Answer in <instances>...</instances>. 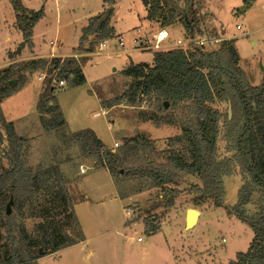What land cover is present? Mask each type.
Segmentation results:
<instances>
[{
  "label": "rangeland",
  "instance_id": "obj_1",
  "mask_svg": "<svg viewBox=\"0 0 264 264\" xmlns=\"http://www.w3.org/2000/svg\"><path fill=\"white\" fill-rule=\"evenodd\" d=\"M22 1L28 8H43L33 37L40 53H48L50 41H53L52 47L56 52L73 54L81 52L73 47L79 43L86 17L96 14L103 0ZM195 1L200 26L205 31L203 36H196L205 40L200 46L210 50L218 47L219 38H233L249 82L257 85L264 73V0H256L253 4L244 3L243 0ZM248 4V8L239 10L240 6ZM142 12L141 0H117L112 18L118 28L127 30ZM13 19L14 12L9 0H0V22ZM237 24L241 28H236ZM131 33L124 36L131 39ZM124 36V46L117 48L111 43L113 38L105 39L99 41L93 51L82 54L85 59L90 58L83 65L86 82L71 86L64 84L63 89H55L54 95L67 130L90 128L107 146L113 148L115 142L120 145L124 138L140 134L152 140L156 150L152 155L155 162L165 161L170 148L186 157L184 142L175 139L181 133L180 123L185 118L186 102L175 107L168 103L163 111L159 110V102L152 96L136 99L134 106L126 102L110 107L103 105V101L122 93L131 80L121 72L126 58L119 54L126 43H130L126 42ZM89 38L83 43L84 47L88 45ZM178 38L185 40L180 31L175 36V39ZM102 42H107V45L101 49ZM153 50L163 48L135 51L132 57L136 62L150 61ZM72 54L68 56H74ZM32 59L35 58L18 62L13 74L25 73L26 83L31 82V86L34 85L35 89L36 86L40 87L42 91L45 79L39 80L38 76L40 73L48 74V66L27 69ZM22 96L17 97V102L16 99L8 101L6 107L10 112L28 108L29 92ZM211 106L223 113L218 126L217 158H231L234 150L231 149L232 140L227 133L225 117H232L233 108L229 102H216ZM43 115L44 119L38 115L39 123L29 112L28 125L24 129L18 121L15 122L16 133L26 138L23 157L34 170L58 166L63 178L68 180L66 188L85 238L56 254L40 257L39 264H227L237 252L247 249L253 232L245 222L228 215L223 207L216 208L211 201L197 207L192 204L189 188L194 183H200L195 176L180 174L176 182L170 183L180 192L174 204L166 207L160 203L162 189H147L144 180L126 179L116 186L105 167H94L93 160L83 157L76 146L62 140L59 129L46 128L53 114ZM3 148L6 150L5 141L0 145V151ZM142 162L143 158L137 164ZM2 164L7 167L9 161L3 158ZM80 167L85 169L84 173L80 172ZM223 183L224 203L230 206L236 202L237 189L242 184L238 164H235L231 175L223 177ZM139 188L140 191L136 192ZM119 191L132 196L123 197ZM259 197L260 192L257 191L252 203L247 205L248 212L257 210ZM126 208L131 210L130 215L126 214ZM189 208L202 211L197 224L191 229L184 227V216ZM46 211H49L48 215L57 227L74 237L79 227L69 215V208L65 209L58 200L53 201L49 194L39 191L20 209H16L12 203L9 205L7 214L14 216L12 233L18 238L17 244H20L24 233L33 237L38 235L36 225L43 220L40 214ZM148 217L152 219V225H159V231L146 232L144 219ZM6 235V227L0 221V247L3 244H6L5 248L9 246Z\"/></svg>",
  "mask_w": 264,
  "mask_h": 264
},
{
  "label": "trees",
  "instance_id": "obj_2",
  "mask_svg": "<svg viewBox=\"0 0 264 264\" xmlns=\"http://www.w3.org/2000/svg\"><path fill=\"white\" fill-rule=\"evenodd\" d=\"M251 3L254 0H243ZM14 12L17 29L22 41L9 54L20 53L22 49L33 47L32 35L36 22L43 15V8H28L22 0H9ZM101 12L91 16L81 28L76 50L91 52L95 45L105 39L115 37L111 24L116 0H103ZM147 7L146 18L159 22L161 27L179 23L186 38L194 39L204 32L197 16L195 0H142ZM92 38H89V37ZM89 38L87 46L83 43ZM235 40L221 39L217 48L205 50L191 44L153 52L152 63L145 61L128 62L121 70L130 78L122 93L103 101L105 106L126 102L134 106L136 99L155 97L159 110H165L164 101L175 107L186 102L184 119L181 120V133L175 139L183 141L187 156L172 150L168 151L163 162H155L156 152L152 140L136 134L124 138L117 147L107 146L90 128L76 131L67 130V124L57 104L54 91L59 81L67 85H80L85 82L80 63L74 56L35 58L27 64V69L48 66L44 76V88L40 92L36 110L41 119L43 114H53L46 128L59 129L65 143L76 146L80 154L93 160L94 167H105L116 186L126 179L144 180L145 188H161L160 203L166 207L174 204L180 190L171 186L180 174L195 176L200 183L189 188L192 204L200 206L211 201L215 207H223L228 215H234L245 222L253 232L245 251H239L227 264H264V73L257 85H252L245 70L240 66V56L234 45ZM18 63L0 71V101L26 82L25 73L14 76ZM48 75V76H47ZM12 80L11 82H8ZM216 102H229L233 108L232 117H225L227 133L231 136V158H217V136L220 118L223 113L213 108ZM0 145L5 141L6 150L0 151V221L6 227L8 248L0 247V264H37V259L54 253L64 247L84 240V234L77 221L70 195L66 188L67 179L61 175L57 165L46 168L28 166L23 157L26 138L17 134L11 121H6L0 111ZM3 152L4 154L1 155ZM6 158L9 165L2 164ZM143 158V162H137ZM239 165L242 184L237 189L236 202L228 206L224 203L225 187L223 177L233 173ZM123 182V181H122ZM42 191L51 200H58L77 224L79 230L74 237L56 226L48 215L41 213L43 220L36 225L35 237L22 234L20 244L12 233L14 216L7 214V206L12 203L16 209ZM140 191V188L135 190ZM259 191L257 210L248 212L254 194ZM120 192V191H119ZM127 193H121L123 197ZM156 218V216H150ZM144 219L146 232L154 233L159 225H152V219Z\"/></svg>",
  "mask_w": 264,
  "mask_h": 264
},
{
  "label": "crops",
  "instance_id": "obj_3",
  "mask_svg": "<svg viewBox=\"0 0 264 264\" xmlns=\"http://www.w3.org/2000/svg\"><path fill=\"white\" fill-rule=\"evenodd\" d=\"M255 1L256 0L252 1L250 4H253V2H255ZM141 2H142V0H141ZM116 3H117V0H116ZM116 3L114 4V13H115ZM142 4H143V12L141 13V15H139V18L136 19L135 23L132 25L131 28H129L127 30L118 28L116 26V24H117L116 21H114L113 18L111 20V24L114 26V29H115V37L112 39L111 43L115 47L118 48V47L124 46V41L122 39L123 36L126 35V33L132 32L131 35H129V37H131V39H129L126 36H124L126 38V42L130 41V43H126L125 48L122 49L121 53L119 54V55H124L125 58H126V61L124 62L123 67L128 62H131V61L132 62H136V61H134V59L132 57L134 55L133 53L135 51H146V50L154 49L155 47L153 45H154V43L157 40L159 32H161L162 36H164L166 34V38H164L159 43V45L157 47V48L162 47L163 49L174 48L175 46H177V44H179L178 42H180V43L184 42L185 43V42L200 41V40L204 39L203 37L202 38L201 37H195L194 39L186 38L185 35H184V29L179 23H174V24H172L170 26H167V27H161L159 22L154 21V20H149V19L146 18L147 7L144 5L143 2H142ZM84 7H86V3L84 5ZM103 8H104V2L102 1L101 8H100V10L97 13L101 12L103 10ZM96 14H94V15H96ZM91 16H93V15H88L86 17V20L88 21V19ZM87 21H86V23H87ZM37 23H38V21L36 22V24L34 25V28H33L32 41H33V37H34V34H35L34 30H35V27H36ZM86 23H85V25H86ZM1 24L2 25L0 26V71L6 69L11 64H16V63H18L20 61H23L24 59H28V58H33V57L34 58H39V57L51 58V57H55V56L56 57H65V56H68V55L72 54V52L71 53L56 52L54 50L55 48L52 47L54 45L53 41L52 42L50 41V45L51 46H50V50H49L48 53H46V54L45 53H40L39 48L36 47V44L33 41V47L31 49L24 48V49H22V51L20 53H16V54H11L10 55L9 52H13L15 50L16 46L22 41V35H21V32L16 27L15 16H14V19L11 20L10 22H6V23L3 22ZM125 31H127V32H125ZM179 31L184 36V39H185L184 41H180L179 38L175 39V36L177 35V33ZM203 34H205V31L203 32ZM119 39H121L123 41L122 45H120L118 43ZM223 39H231V38H223ZM207 40H210V39H207ZM218 40H221V39L219 38ZM106 45H107V42H105L104 45L101 46V49L103 47H105ZM196 45H199V44H196ZM234 45H235V42H234ZM169 46H173V47L170 48ZM76 47L77 46L73 47V49L76 48ZM154 51L155 50H153V52ZM237 51H238V49H237ZM238 53H239V51H238ZM82 54H85V52H75L72 55H75V58L80 63V67H81V70H82V73L84 75L85 82H86L87 81V76H86L85 71L83 69V65L90 58H86L85 59V57H83ZM239 56H240V53H239ZM152 60H153V57H152ZM152 60L145 61V62L152 63ZM137 62H140V61H137ZM239 63H240V66H241V56H240V62ZM33 86H31V82L25 83L20 89H18L17 91L12 93L11 95H9L7 97H4L0 101V111H1L3 117H4V119L6 121H11L13 123V125H15V122L18 121V123L21 126H23V129H24L25 126L28 125V121H26V120L28 119L27 116L29 115V112H31L33 117H35V119H37L38 122H39V119H38L39 118L38 117L39 114H38V111L36 110V103H37V99H38V96H39L41 90H40V87L36 86V89H35V86L34 87ZM29 87H31V88H29ZM27 92H29V99H30L29 100L30 101V105L28 106V108L26 110H24V111L23 110L22 111H20V110L15 111L14 110V111L10 112L8 110V108L6 107L8 101H12V100L16 99V102H17L18 101L17 97L18 96L19 97L20 96L24 97L22 95H24V94L26 95ZM23 119H24V121H23ZM158 128H161V126L160 127L158 126ZM129 196H132V194H130ZM212 208H215V207H212ZM216 208H219V207H216ZM220 208H222V207H220ZM198 212H199V214L197 216V219H196L194 225L192 227H190L189 229L193 228L197 224V222L199 220V217H200V214L202 213V211L198 210ZM185 215H186V213H185ZM232 216H229V217H232ZM184 227L186 228L185 216H184ZM82 241H79V242H77L75 244H78V243H80ZM75 244H73V245H75ZM60 250H58V251H56L54 253H51V254H56V253L60 252ZM39 260H40V258L37 259V261H36L37 264H39Z\"/></svg>",
  "mask_w": 264,
  "mask_h": 264
},
{
  "label": "built area",
  "instance_id": "obj_4",
  "mask_svg": "<svg viewBox=\"0 0 264 264\" xmlns=\"http://www.w3.org/2000/svg\"><path fill=\"white\" fill-rule=\"evenodd\" d=\"M236 28L239 29V28H241V26H240L239 24H237V25H236ZM164 38H166V34H165L164 36H162V35H161V32H159V33H158L157 40H156V42L154 43L153 46H154L155 48H157L158 45H159V43H160ZM203 42H204L203 40H200V41H193V42H185V43H184V42H182V43L178 42L180 45L177 44V46H183V47H184L183 49H186V48L189 47L192 43H193V44H199V45H200V44H202ZM104 43H105V42H102V43H101V46H103ZM118 43H119L120 45H122V44H123V41H122L121 39H119V42H118ZM181 48H182V47H181ZM74 57H75V55H74ZM44 76H45L44 73H40V75L38 76V79H39V80H42V79L44 78ZM58 85H59V86H63V85H64V81H61V80H60L59 83H58ZM113 146H114V147H117V146H118V142H115ZM80 172H81V173H84V172H85V169H84L83 167H80ZM130 213H131V210L126 208V214H127V215H130ZM138 239L140 240L141 238H138Z\"/></svg>",
  "mask_w": 264,
  "mask_h": 264
},
{
  "label": "water",
  "instance_id": "obj_5",
  "mask_svg": "<svg viewBox=\"0 0 264 264\" xmlns=\"http://www.w3.org/2000/svg\"><path fill=\"white\" fill-rule=\"evenodd\" d=\"M250 6V4L248 5H242L239 7V10H245L246 8H248ZM12 80H9L8 82H11ZM168 102L164 101V106H167ZM7 213H9V205L7 206ZM199 212L197 209L195 208H189L186 211V215H185V224H186V228H190L194 225L197 216H198Z\"/></svg>",
  "mask_w": 264,
  "mask_h": 264
}]
</instances>
